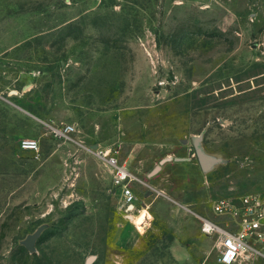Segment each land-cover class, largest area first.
I'll return each mask as SVG.
<instances>
[{"label": "rangeland", "instance_id": "374dc122", "mask_svg": "<svg viewBox=\"0 0 264 264\" xmlns=\"http://www.w3.org/2000/svg\"><path fill=\"white\" fill-rule=\"evenodd\" d=\"M101 152L214 221L264 191V0H0V264H160Z\"/></svg>", "mask_w": 264, "mask_h": 264}, {"label": "built area", "instance_id": "2783aa9c", "mask_svg": "<svg viewBox=\"0 0 264 264\" xmlns=\"http://www.w3.org/2000/svg\"><path fill=\"white\" fill-rule=\"evenodd\" d=\"M52 130L56 137L68 138L67 134L75 129L66 126ZM20 148L36 155L41 152L40 141L36 139L23 140ZM99 157L113 168V187L121 193L127 218L132 217L138 202L133 188L136 177L109 153L101 152ZM211 210L218 220L200 217L201 229L218 242V264H252L264 257V191L218 198L212 201Z\"/></svg>", "mask_w": 264, "mask_h": 264}, {"label": "crops", "instance_id": "0c3cea01", "mask_svg": "<svg viewBox=\"0 0 264 264\" xmlns=\"http://www.w3.org/2000/svg\"><path fill=\"white\" fill-rule=\"evenodd\" d=\"M70 134L68 133L67 136L69 137ZM100 167L106 171L110 184L113 185V168L108 163ZM162 169L161 167L158 173ZM131 173L136 177L133 188L140 204L135 205V211L132 217L128 218V222L135 225L133 218L145 211L148 212L146 224L151 219H160L158 229L161 234L152 235V241L147 245L148 253L158 249L160 254H156L160 264H205L204 260L207 255L217 254L218 256L217 240L206 236L201 229L200 217H210V209L202 213L182 203L163 187L162 178L154 179L151 178L154 177L151 174L145 177ZM122 212L120 211V214ZM160 245L162 247L159 249ZM262 258H257L252 264H261V260H264Z\"/></svg>", "mask_w": 264, "mask_h": 264}, {"label": "water", "instance_id": "95a60500", "mask_svg": "<svg viewBox=\"0 0 264 264\" xmlns=\"http://www.w3.org/2000/svg\"><path fill=\"white\" fill-rule=\"evenodd\" d=\"M204 139V135L201 134L194 138L193 146L195 150V156L198 159L200 167L204 173H208L212 171L216 166L225 163V160L222 158L214 157L206 153L202 146V142ZM172 159L167 158L166 160L162 161L161 164H165L166 162L171 161ZM161 170V166H158L155 171L151 174L154 176ZM46 229V226L39 228L34 234L28 236V238L22 241V245L25 246L28 251L32 254L37 253V242L40 239L42 233Z\"/></svg>", "mask_w": 264, "mask_h": 264}, {"label": "bare ground", "instance_id": "6f19581e", "mask_svg": "<svg viewBox=\"0 0 264 264\" xmlns=\"http://www.w3.org/2000/svg\"><path fill=\"white\" fill-rule=\"evenodd\" d=\"M108 152V151H107ZM147 218H148V212H144V213H142V215L140 216V217H138L137 219H135V223H136V225L137 226H139V227H144V225L146 224L145 222H146V220H147ZM134 219V218H133ZM149 220V219H148ZM149 227V226H148ZM144 228H142V230H143Z\"/></svg>", "mask_w": 264, "mask_h": 264}, {"label": "flooded vegetation", "instance_id": "af4514ba", "mask_svg": "<svg viewBox=\"0 0 264 264\" xmlns=\"http://www.w3.org/2000/svg\"><path fill=\"white\" fill-rule=\"evenodd\" d=\"M139 204H140V203H139V202H137L136 206H139ZM134 210H135V206H134Z\"/></svg>", "mask_w": 264, "mask_h": 264}]
</instances>
